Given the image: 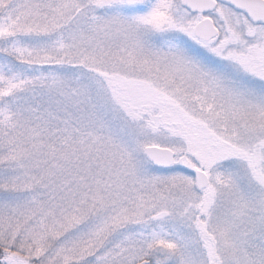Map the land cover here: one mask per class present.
I'll return each mask as SVG.
<instances>
[{"label": "snow or ice", "instance_id": "1", "mask_svg": "<svg viewBox=\"0 0 264 264\" xmlns=\"http://www.w3.org/2000/svg\"><path fill=\"white\" fill-rule=\"evenodd\" d=\"M0 264H264V0H0Z\"/></svg>", "mask_w": 264, "mask_h": 264}]
</instances>
